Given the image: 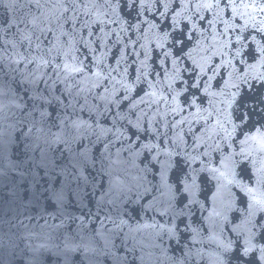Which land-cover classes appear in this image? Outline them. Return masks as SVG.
<instances>
[{
  "label": "clouds",
  "instance_id": "9594fccd",
  "mask_svg": "<svg viewBox=\"0 0 264 264\" xmlns=\"http://www.w3.org/2000/svg\"><path fill=\"white\" fill-rule=\"evenodd\" d=\"M0 264H264V0H0Z\"/></svg>",
  "mask_w": 264,
  "mask_h": 264
}]
</instances>
